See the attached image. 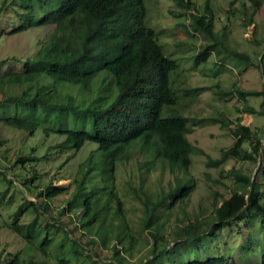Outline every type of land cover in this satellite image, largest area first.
<instances>
[{"label":"trees","instance_id":"trees-1","mask_svg":"<svg viewBox=\"0 0 264 264\" xmlns=\"http://www.w3.org/2000/svg\"><path fill=\"white\" fill-rule=\"evenodd\" d=\"M235 1L216 30L210 0L202 10L194 0H173L188 13L186 35L204 40L188 63L165 53L144 0H0V42L42 31L27 43L30 53L11 50L0 61L12 63L0 74V177L38 188L2 225L19 243L5 264H237L240 250H251L250 225L264 231V130L223 112L199 122L184 114L207 89L186 85V73L217 48L213 74L239 64L256 69L264 85V39L241 49L230 30L235 17L250 25L261 0ZM227 91L252 114L248 98L263 96L264 86ZM201 122L219 124L234 139L220 158L207 156V165L235 164L224 172L229 197L213 193L198 205L206 212L191 214L184 203L197 188L192 155L204 152L188 134ZM70 161L69 183L55 185ZM245 162L256 170L236 167ZM127 166L137 180H119ZM164 173L171 176L165 184ZM120 181L139 205L134 222ZM4 192L0 203L8 204ZM254 250L264 264V244Z\"/></svg>","mask_w":264,"mask_h":264},{"label":"rangeland","instance_id":"rangeland-1","mask_svg":"<svg viewBox=\"0 0 264 264\" xmlns=\"http://www.w3.org/2000/svg\"><path fill=\"white\" fill-rule=\"evenodd\" d=\"M198 4L200 10L203 9V0H194ZM213 1V2H212ZM234 0H210L211 6L214 10V23L215 29H220L223 24L226 23V18L229 16L226 12L230 8V3ZM148 10V24L158 32L159 43L163 44L166 54H170L175 58L181 60V62H190L194 53L198 52L201 48L204 40L194 31L192 34L186 35L185 29L190 27V20L187 11L180 10L175 6L173 0H144ZM213 4V5H212ZM239 5V2L235 1V7ZM234 7V8H235ZM248 14L251 12V7H248ZM230 30L232 32L235 41L238 42L241 49L247 47V42L252 38L264 39V0H261V7L255 13L253 22L248 26H243V23L235 17L230 22ZM42 36L41 30H36L33 33H24L11 37H5L3 42H0V61L5 60L11 50H20L27 47L30 53L31 49L27 46V43L37 37ZM253 36V37H252ZM202 39V40H201ZM254 47V46H253ZM220 55V50L217 48L214 50L211 57L205 62L199 64L192 70L186 73V85L188 86H203L207 89L200 94L196 102L189 107L185 108L184 114L191 119V121H201L200 119L216 115L218 112H223L231 122H240L248 126L252 131L261 132L264 130V95L258 98H248L249 104L254 108L255 113H244L242 111V102L237 97L228 92V88H232L233 84L241 86V88L251 91H260L263 89V81L260 74L254 68H242L241 65L229 66V70L225 72H219L213 74L212 59H217ZM178 61V60H177ZM179 63V61H178ZM192 63V62H191ZM12 63L0 62V74L3 73L8 66ZM217 84L219 87H215ZM221 88V89H219ZM18 91V90H16ZM198 125L192 127L188 134V139L192 144L200 148L204 153L196 152L192 155L191 173L196 178L197 188L191 194L190 198L184 203L187 212L191 214L204 213L206 210H198V205H205L208 203L210 196L215 193L216 197L223 195L226 198L229 197L228 190L231 186L230 179L224 173L225 170L231 168L235 163L232 160H227L223 165L218 168L209 167L207 164V156L212 160H216L221 157V152L230 146H232L234 139L229 135L228 131L222 128L219 124H209L208 122L197 123ZM247 147V145L245 144ZM244 146V147H245ZM86 150L79 155L83 158ZM75 161V160H74ZM70 161L64 167L65 179L57 180L55 185H62L69 183V176L75 169V162ZM236 167H243L244 169L256 170V167L252 163H236ZM48 176L52 174V165H48ZM134 166H127L126 173L119 177V180H137ZM151 178H157L156 175H152ZM171 176L167 173L163 174L162 181L164 184ZM120 181L119 187L122 192L125 193V186ZM42 183H40L41 185ZM32 192L20 187L16 182L14 184H5L0 177V192L5 191L4 201H9L8 204L0 203V264H5V256L8 250H15L19 246L18 238L2 227L3 223L9 222L8 214L12 213L15 208L23 203L26 199L28 201H34V194L37 193V187H31ZM10 198V200H9ZM125 204L128 208V215L134 222L136 216H138L139 205L131 200L130 195L125 193ZM173 216V214H172ZM40 219H37V222ZM254 227V229H253ZM247 232V230H246ZM248 239V245L252 248L249 252H243L240 250V257L237 264H257L258 253L255 251L257 247L264 244V231L253 224L250 225ZM237 247H244L245 244L236 240ZM257 246V247H256ZM247 246L245 245V248ZM101 257L104 254L101 253ZM228 264H231L228 262Z\"/></svg>","mask_w":264,"mask_h":264}]
</instances>
